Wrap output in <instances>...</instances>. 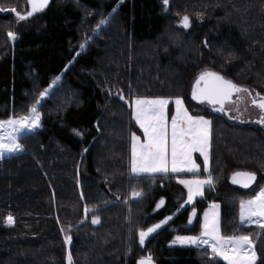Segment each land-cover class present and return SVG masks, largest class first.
<instances>
[{
  "label": "trees",
  "instance_id": "trees-1",
  "mask_svg": "<svg viewBox=\"0 0 264 264\" xmlns=\"http://www.w3.org/2000/svg\"><path fill=\"white\" fill-rule=\"evenodd\" d=\"M12 9L27 14V0H0V120L28 112L61 80L39 106L40 128L20 137L23 151L0 159V264H69V254L71 264H137L149 255L156 264H226L208 248L168 246L177 234L199 233L209 202L220 205L222 234L248 235L264 264V226L238 220L248 193L224 183L235 169L264 181V137L256 130L213 124V183L195 201L191 225V207H180V175L129 171V138L138 131L131 97L185 100L204 61L264 92V0H50L23 20ZM185 15L188 28L178 24ZM108 58L113 66L103 69ZM133 190L142 196L132 199ZM169 215L139 245L138 232Z\"/></svg>",
  "mask_w": 264,
  "mask_h": 264
},
{
  "label": "snow or ice",
  "instance_id": "snow-or-ice-1",
  "mask_svg": "<svg viewBox=\"0 0 264 264\" xmlns=\"http://www.w3.org/2000/svg\"><path fill=\"white\" fill-rule=\"evenodd\" d=\"M32 11L27 13V16L17 12L16 9L11 11L16 13L17 18L23 20L32 16L33 13L41 11L45 8L49 0H30ZM169 0H163V4L167 5ZM117 9H113V13ZM112 17L109 16L99 21L94 31L101 30L106 26ZM180 24L184 28L190 27V18L185 15L181 18ZM10 38H15V33L8 32ZM85 45H81L83 48ZM60 77H56L53 81L55 84ZM233 81L226 79L220 73L204 70L202 71L192 88V98L201 102H207L212 106L221 105L219 111H224L222 105L229 99L233 91H240ZM246 91V89H243ZM47 90L40 92V97H46ZM42 101L37 100L29 109V114L26 116L9 117L7 120H0V158L5 153H14L23 150V145L18 141L20 135L25 132H32L40 126L41 113L38 110V105ZM170 103V98L166 97H136L134 100L133 116L136 123L143 129L145 140L141 142L140 137L132 134L131 138V161L130 171L133 174L158 172L180 173L183 171L196 173L199 165L192 159V153L199 151L203 155L204 167L208 168V152L207 145L209 140V128L211 121L203 116H192L188 109L184 106V101L177 96L174 99L175 114L171 117V168L169 169V144L167 135V108ZM259 107L264 110V101L259 103ZM264 123V119L260 121ZM233 183L242 184L243 187H248L255 180V173L237 172L233 174ZM181 184L187 187V200L185 203H190L197 196H203V188L205 185L211 186L213 182L212 176L206 179L180 180ZM133 198H139L142 193L133 190L131 193ZM164 203L161 199L157 208ZM183 208V205L180 206ZM219 205L212 203L210 209L204 212L202 230L197 236H177L173 243L181 245H193L202 247L207 245L210 247L213 258L222 257L228 264H257L258 256L253 247L252 240L248 235H230L224 236L221 234L219 225ZM96 209H92L95 211ZM89 209H85L87 213ZM179 211V209H177ZM196 216V210L193 208L191 214ZM239 217L241 222H257L260 218H264V188L248 201L240 202ZM257 218L256 221L253 218ZM171 217H166L146 230L139 231V242L144 244L145 239L150 234L155 233L161 228ZM13 217L9 214L6 217V223H13ZM99 218L93 217L92 223H98ZM71 226H69V229ZM67 241L71 240L70 236H66ZM69 264H71V256L69 254ZM138 264H153L151 255L143 257L138 261Z\"/></svg>",
  "mask_w": 264,
  "mask_h": 264
},
{
  "label": "rangeland",
  "instance_id": "rangeland-1",
  "mask_svg": "<svg viewBox=\"0 0 264 264\" xmlns=\"http://www.w3.org/2000/svg\"><path fill=\"white\" fill-rule=\"evenodd\" d=\"M27 3H28V1H27ZM189 17V16H188ZM182 18V17H181ZM181 18H180V20H181ZM190 18V17H189ZM180 20H179V26H180ZM190 21H191V18H190ZM105 27V26H104ZM103 27V28H104ZM182 28H184V27H182ZM95 30V28L91 31V34H93L94 32H97V31H94ZM168 34V33H167ZM171 35V33L169 32V34L167 35V38L169 37ZM114 40H111V43L113 42ZM114 45V44H113ZM111 46V45H110ZM142 49L143 50H147V49H149V50H151V52L155 55L156 53H155V51H156V47H151V46H147V45H142ZM111 48V47H110ZM140 55V54H139ZM144 55V54H143ZM145 56H147V55H145ZM108 63H107V65H105V63H104V65L102 66V68L104 69H107L109 66H113V62H111V60H109V58H108ZM201 66L202 67H200L201 69L202 68H204V67H208V65H206V63H205V61L204 62H202V64H201ZM199 68V69H200ZM200 69V70H201ZM164 71H165V73H167L166 71V69H164ZM197 71H199V70H197ZM164 73V74H165ZM59 77H60V79L58 80V81H56L55 82V84H53V81L54 80H56V78L55 79H53V81H52V83L49 85V87H47L45 90H47V95H46V97L49 95V93L52 91V89L60 82V80H61V76L59 75ZM188 89H189V87H188ZM187 92H188V90H187ZM46 97H43V98H41V97H39L37 100H41V101H43ZM136 97H150V96H133V97H131L130 99H129V104H130V107H131V115H132V119H133V121H134V123H135V126H136V128H137V132H132L131 134H130V138H129V153H130V157H129V171H130V161H131V138H132V134H135L136 136H138V137H140V140H141V142H143L144 140H145V136L143 135V129H141L140 127H139V125L136 123V121H135V118H134V116H133V111H134V107H135V105H134V100H135V98ZM151 98V97H150ZM166 98H170V103H169V105H168V108H167V123H168V128H167V135H168V144H169V169L171 168V157H170V146H171V117H172V115H174L175 114V103H174V99H175V97H166ZM183 99V98H182ZM183 101H184V106L188 109V112H189V114L190 115H192V116H203L205 119H207V120H210L211 121V124H210V128H209V140H208V145H207V152H208V156H209V160H208V168L207 169H205V167H204V163H203V160H204V157H203V155H201L200 154V152L199 151H196V152H193L192 153V159L196 162V164H198L200 167H199V169H197V171H196V173H193V172H188V171H183V172H180V173H172L171 171H169V172H167V173H163V172H158V173H154V174H149V173H141V174H139V175H137V174H133V173H131V171H130V174L131 175H133V176H142V175H159V174H163V175H180L179 177H178V182L180 181V180H192V179H206L208 176H209V174L211 175V168H212V157H211V144H212V129H213V124L214 125H222V124H225V125H228L226 122H224V121H222L221 119H218L217 117L215 118V117H210L209 116V114H208V111H205V110H200V108L199 107H197V106H194L193 104H191L189 101H188V99H187V93H186V99L184 100L183 99ZM36 103V102H35ZM32 106V105H31ZM31 106H30V108H31ZM39 106L40 105H38V110H39ZM29 108V109H30ZM29 109H28V112H25V113H23V114H20V115H17V116H15V117H19V116H26V115H28L29 114ZM193 112L194 111V113H203V114H205V115H208L209 117H207V116H205V115H200V114H193V113H191V112ZM40 112V111H39ZM249 112H254V110H252V109H250V107L248 106V104H247V102H245L244 100H242V105L237 109V111H236V114H239V113H243V115L244 116H246V114H248ZM41 118H42V116H41ZM40 126H41V120H40ZM40 126L39 127H37V128H35V130L34 131H32V132H28V131H25V132H23L21 135H20V137L21 136H23V135H26V134H29V133H33V132H35V131H37L39 128H40ZM216 128H217V126H216ZM257 133H259L258 131H257ZM262 133H264V131L263 130H261V133H259L260 135H261V137H264V134H262ZM19 142V141H18ZM23 151V150H22ZM22 151H18V152H14V153H5L4 154V156L2 157V158H5V157H7V156H12V155H15V154H18V153H20V152H22ZM241 156V155H240ZM1 159V158H0ZM181 174H185V175H181ZM212 176V175H211ZM213 178V177H212ZM180 183V182H179ZM213 183V182H212ZM181 184V183H180ZM181 185H183V184H181ZM184 187H185V189H186V197H185V200H184V202H183V208H185V207H187V206H190L191 207V209H190V213H189V221H188V225H191L192 223H193V221H194V219H195V217H193L191 214H192V212H193V208H195L193 205H194V203H195V201L197 200V199H200V198H203V196H204V194H203V196L201 197V196H197V197H195L194 199H193V201H191L190 203H185V201L187 200V187L185 186V185H183ZM207 187H210V186H208V185H205L204 186V188H203V193H205V189L207 188ZM261 188H264V181L263 182H261L260 184H258V186H256V188L255 189H253V191H251L250 193H248L246 196H245V198L242 200V201H248L250 198H252V197H254L260 190H261ZM134 199V198H133ZM160 203V202H159ZM158 203V204H159ZM212 203H216V202H209L205 207H204V209L202 210V212L200 213V231H199V233H197V234H190V235H181V234H177V235H175V236H173V238H172V240L168 243V246L169 247H196V248H199V247H197V246H193V245H181V244H179L178 242L177 243H173V241H174V239H175V237H177V236H197V235H199L200 233H201V230H202V223H203V217H204V212L206 211V210H209L210 209V205L212 204ZM157 204V205H158ZM217 205H219L218 203H216ZM182 209V208H181ZM195 210H196V208H195ZM239 211H240V203H239V206H238V220H239V223H240V225H242V226H255V227H262V226H264V218H260L257 222H252V223H249V222H241L240 221V217H239ZM218 214H219V225H220V205H219V208H218ZM196 215H197V210H196ZM166 217H171V219L173 218V216H166ZM165 217V218H166ZM165 218H163V219H161V220H159V221H156V222H154V223H152V224H150L148 227H150V226H152V225H154V224H156V223H159L160 221H162V220H165ZM171 219L170 220H168L165 224H162L161 225V228L162 227H164L166 224H168L170 221H171ZM256 219L257 218H253V220L254 221H256ZM148 227H146V228H144V230H146ZM160 228V229H161ZM160 229H157V231H159ZM220 230H221V227H220ZM156 231V232H157ZM155 232V233H156ZM155 233H152V234H150L149 235V237H147L146 239H145V242L147 241V239H149L152 235H154ZM221 234H222V232H221ZM223 235V234H222ZM238 235H242V234H238ZM251 239V238H250ZM252 240V239H251ZM144 242V243H145ZM138 243H139V245H141L140 244V242H139V232H138ZM252 243H253V247H254V249H255V243H254V241L252 240ZM203 248H208L209 249V251L211 252V249H210V247H208L207 245H205V246H202ZM255 251H256V249H255ZM211 254H212V252H211ZM145 257H147V256H145ZM143 258V257H142ZM217 258H219V259H221L223 262H225L226 264H228V262L227 261H225V260H223V258L222 257H217ZM141 259V258H140ZM139 259V260H140ZM138 260V261H139ZM138 261H137V264H138ZM152 261H153V264H156L155 263V261L153 260V258H152Z\"/></svg>",
  "mask_w": 264,
  "mask_h": 264
},
{
  "label": "flooded vegetation",
  "instance_id": "flooded-vegetation-1",
  "mask_svg": "<svg viewBox=\"0 0 264 264\" xmlns=\"http://www.w3.org/2000/svg\"><path fill=\"white\" fill-rule=\"evenodd\" d=\"M224 76V75H223ZM226 79H229L233 81L230 78H227L224 76ZM240 89L238 91V97L240 102L244 100L247 102L248 106L250 109L254 110V112H249L246 114V116L243 115V113L236 114L234 117H231L229 115H226L223 113L222 117L214 116L212 115V109L211 106L207 104H202V105H194L200 108V110H205L208 111V114L211 117H217L218 119H221L222 121L226 122L228 125H235L238 127H243V128H252L259 133H261V130L264 131V123H261L260 121L264 119V110H262L259 107V103L261 101H264V92L258 91L256 88H254L251 85L243 84V83H238L236 81H233ZM243 89H246L243 90ZM264 134V133H262Z\"/></svg>",
  "mask_w": 264,
  "mask_h": 264
},
{
  "label": "water",
  "instance_id": "water-1",
  "mask_svg": "<svg viewBox=\"0 0 264 264\" xmlns=\"http://www.w3.org/2000/svg\"><path fill=\"white\" fill-rule=\"evenodd\" d=\"M27 1H28V6H29V11L28 12H30V11H32V6H31V3H30V0H27ZM49 2H50V0H49ZM45 8H43L41 11H43ZM41 11L35 12V13H33V15H35V14L41 12ZM24 15L27 16V14H24ZM180 27H183V26L180 24ZM204 70H210V71L217 72L214 69L208 68V67H204L201 70L197 71L195 73L193 79L191 80L190 84H189V89H188V92H187L188 101L191 104L197 105V106L198 105H202V104H207V105L211 106V109H212L211 113L214 116L222 117L223 113H225L226 115L234 117L236 115L237 109L242 105V102H240L239 97H238V91H233L231 96L229 97V99H227L224 102V104L222 105V107L224 108V111H219L218 110L221 107V105L212 106L211 104H208L207 102H201L199 100H196V99L192 98V88H193V85L195 83V80L197 79L199 74L202 71H204ZM217 73H219V72H217ZM237 172L255 173V180L253 182H251L247 188L243 187L242 184L233 183V180H232L233 174L237 173ZM224 183L230 189H233V190H236V191H239V192H242V193H250L258 185V183H259V175L256 172L250 171V170H247V169H235L224 179Z\"/></svg>",
  "mask_w": 264,
  "mask_h": 264
},
{
  "label": "crops",
  "instance_id": "crops-1",
  "mask_svg": "<svg viewBox=\"0 0 264 264\" xmlns=\"http://www.w3.org/2000/svg\"><path fill=\"white\" fill-rule=\"evenodd\" d=\"M131 198L133 199V197L131 196ZM135 199V198H134Z\"/></svg>",
  "mask_w": 264,
  "mask_h": 264
}]
</instances>
